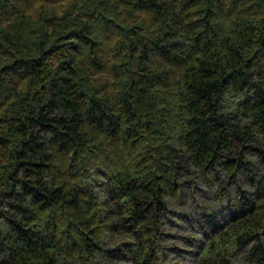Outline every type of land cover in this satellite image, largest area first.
<instances>
[{"label": "trees", "instance_id": "16d2710c", "mask_svg": "<svg viewBox=\"0 0 264 264\" xmlns=\"http://www.w3.org/2000/svg\"><path fill=\"white\" fill-rule=\"evenodd\" d=\"M192 171L197 264H264V0H0V264H162Z\"/></svg>", "mask_w": 264, "mask_h": 264}, {"label": "rangeland", "instance_id": "374dc122", "mask_svg": "<svg viewBox=\"0 0 264 264\" xmlns=\"http://www.w3.org/2000/svg\"><path fill=\"white\" fill-rule=\"evenodd\" d=\"M231 102L229 100L226 104ZM186 178L187 181L183 184L180 195L168 200L169 209L163 224L166 231L164 243L168 249L165 255H161L162 264H197L198 256L194 253L198 251L197 246L189 240L198 238L200 234L193 225L198 223L199 218L206 216L208 211L219 209V198L213 184L208 183L193 171L190 174L187 173ZM230 189L231 197L234 198L233 187L231 186ZM4 230H8V227ZM118 240L114 236H108L107 246H115ZM102 261L105 264H123L110 254Z\"/></svg>", "mask_w": 264, "mask_h": 264}]
</instances>
